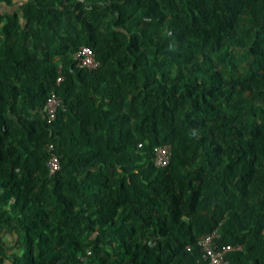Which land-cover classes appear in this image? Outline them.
Returning <instances> with one entry per match:
<instances>
[{"label":"trees","instance_id":"obj_1","mask_svg":"<svg viewBox=\"0 0 264 264\" xmlns=\"http://www.w3.org/2000/svg\"><path fill=\"white\" fill-rule=\"evenodd\" d=\"M216 229L264 264V0H0V264H207Z\"/></svg>","mask_w":264,"mask_h":264},{"label":"built area","instance_id":"obj_2","mask_svg":"<svg viewBox=\"0 0 264 264\" xmlns=\"http://www.w3.org/2000/svg\"><path fill=\"white\" fill-rule=\"evenodd\" d=\"M74 60L79 68L89 71H95L100 67V62L97 60L93 50L87 46L81 47L76 52ZM62 81L63 77L59 76L57 84L62 83ZM61 106V99L57 97L55 92H52L45 105V112L49 124L56 119L58 110ZM139 147H141V145H139ZM49 154L47 168L50 176H52L60 170V159L55 153L53 145L49 146ZM172 156L173 152L171 146H157L153 150L152 163L157 168H165L171 163ZM217 239H219V234L216 229L199 241L202 259L207 264H230L228 259L229 254L243 250L242 245H222L217 242Z\"/></svg>","mask_w":264,"mask_h":264},{"label":"rangeland","instance_id":"obj_3","mask_svg":"<svg viewBox=\"0 0 264 264\" xmlns=\"http://www.w3.org/2000/svg\"><path fill=\"white\" fill-rule=\"evenodd\" d=\"M4 238H5V241H6L7 247H8V249H9L10 253L12 254V252H15V250H16V249H15V240H16V236H15V235L10 236V235L6 234V235L4 236Z\"/></svg>","mask_w":264,"mask_h":264}]
</instances>
